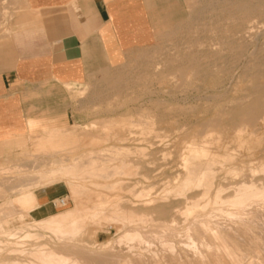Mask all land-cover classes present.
Instances as JSON below:
<instances>
[{
	"label": "rangeland",
	"instance_id": "rangeland-1",
	"mask_svg": "<svg viewBox=\"0 0 264 264\" xmlns=\"http://www.w3.org/2000/svg\"><path fill=\"white\" fill-rule=\"evenodd\" d=\"M166 13L150 44L130 50L125 58H119L118 64L104 66L101 79L86 84L76 103L74 120L61 127L49 125L27 134L25 138L33 139L26 147L28 152H20L21 147L15 142L0 150V206L9 198L16 199L38 188L22 190L26 164L21 157L26 159L33 150L38 152L37 145L54 146L62 140L81 139L87 144L79 145L74 154L84 158L92 151L97 165L126 162L127 166L121 165L123 169L118 168L117 174L106 178L84 179L81 183L90 191H81L78 196L63 181L53 184L68 201L64 207H56L51 215L67 214L69 219L80 214L90 200L91 204L99 203L93 201L95 197L119 201L126 209H130L131 200L139 203L140 199H153V206L163 207L164 221L175 218L178 223L170 230L171 234L184 225L186 228L189 221L188 225L193 224L196 231L193 232L196 241L202 236L211 241L209 232L203 233L198 225L208 221L232 239L233 250L244 257L242 264H248L249 259L264 264V202L248 205L246 218L232 221L218 211L231 209L228 204L215 202L213 198L216 187L222 188L218 193L221 199H226L233 194L231 185L241 181L264 184V0H176ZM63 131L70 139L58 134ZM15 137L7 139L13 142ZM94 138L97 142L92 144ZM200 148L208 150V154L194 152ZM205 165L209 170L203 168ZM4 166L6 170L1 168ZM195 168L197 172L202 170L196 173ZM191 171V183L183 185V176ZM210 174L212 177H208ZM204 177L212 183L207 194L201 196L204 188L201 182L207 180ZM182 187L192 196L191 200L185 202L175 195ZM249 214L254 215L253 222ZM247 217L250 223L245 221ZM32 219L36 218L28 213L14 215L4 225L13 228ZM93 221L90 219L83 226L75 241L93 247L105 258L116 255V262L108 258L105 264H124L126 258L130 260L128 245L114 242L130 226L111 222L104 214ZM40 232L44 234L42 240H50L49 232ZM1 240L7 247L14 241L5 236ZM105 241L110 243L98 248L97 243ZM3 251L1 260L6 254ZM206 258L197 264H217L220 259L223 262L218 264H230L220 254L215 258L208 252Z\"/></svg>",
	"mask_w": 264,
	"mask_h": 264
},
{
	"label": "crops",
	"instance_id": "crops-1",
	"mask_svg": "<svg viewBox=\"0 0 264 264\" xmlns=\"http://www.w3.org/2000/svg\"><path fill=\"white\" fill-rule=\"evenodd\" d=\"M175 1L0 0V150L74 120L86 84L150 44ZM58 197L51 184L16 200L38 220L53 213Z\"/></svg>",
	"mask_w": 264,
	"mask_h": 264
},
{
	"label": "bare ground",
	"instance_id": "bare-ground-1",
	"mask_svg": "<svg viewBox=\"0 0 264 264\" xmlns=\"http://www.w3.org/2000/svg\"><path fill=\"white\" fill-rule=\"evenodd\" d=\"M256 13H258V12H256ZM255 54H256V52H255ZM114 125H116V123ZM117 127H119V126H117ZM119 128H122V127H119ZM121 130H123V129H121ZM64 132L65 131H63L62 133H58V134H60L61 136L62 135L64 136L66 134V132L65 133ZM65 136L68 137V134ZM62 137H60V140ZM24 138L25 137L18 138L15 140V145H17V146L19 145L21 147L20 152H26V151L28 152V150H27L28 148H26L27 145L30 144L31 142L33 143L32 138H25V139ZM77 138L79 139V137H77ZM68 139H70V138L68 137ZM68 139L66 138V141ZM94 139L91 142L92 144L93 143L95 144L94 141H96V139L95 140ZM70 140H72V139H70ZM76 140L74 139V141H70V142L69 141L65 142L62 140V141L57 142L54 146H50V145L41 146L40 145L41 148L38 147V145H37V148H39L38 152H36L37 150L34 148L36 151L31 150L32 153L29 154L30 156L28 158L25 159V157H24V159H22V157H21V160L24 161L23 163L26 164V169H23L24 172L22 173L23 174V181L25 182L23 184L22 190L25 188H29L31 186L41 187V186H45L46 184H54V183H58V182L63 181L66 185L69 186V188H70L69 190L76 193L75 195H77L81 191L82 192H85V191L89 192L90 191L89 190L90 188H87L84 185H82L81 182H83L84 179H87L90 176L98 177V178L99 177L106 178V177L112 175L113 173H116L118 168L123 169L125 167L126 162H125V164H123V162H120V164L116 163L113 165H106V164L103 165L100 163H99V165H97V163H98L97 157H95L94 154H92V151H89V152H91L90 153L91 155L89 157H84V158L80 157L76 153L74 154V152L77 150L79 145L85 146L87 144L86 142H83L81 139L79 141L78 140L76 141ZM47 141H49V140H47ZM42 142H43V140H42ZM44 142H46V140H44ZM48 143L49 142H47V144ZM2 146H5V145L3 144ZM190 148H191V146H190ZM197 148H199V147H197ZM125 149H127V147ZM125 149L123 148V150H125ZM130 150H131V147H130ZM195 151H196V153L200 152L201 154H204V155L208 154V152H207L208 150L206 151L204 148H200L199 150L194 149V152ZM62 152H65V153L61 154ZM192 153H193V150H192ZM210 154H211V152H210ZM191 157H193V156H191ZM185 158H187V157H185ZM190 158H189V160H190ZM190 162L191 161H189L188 163H190ZM202 162H205V161H202ZM207 163H209V162L207 161ZM197 164H199V163H197ZM121 165H124V167H121ZM108 166H110L112 168L109 169ZM126 166H127V164H126ZM206 166H208V165H205V167H203V166L202 167L206 168ZM107 167H108V169H106ZM199 167H201L200 164H199ZM1 168L2 169L5 168V170H6L7 167L4 166ZM196 169L197 168H195V170L193 169V171H196V173H198L202 170V168H201V170L197 172ZM7 170H9V169H7ZM198 170H199V168H198ZM207 170H209V169H207ZM121 171L123 172V170H121ZM185 171H188V170H185ZM185 171H184V173H186ZM193 171H191L190 173L188 172V174H186V176L182 175L184 178V180H182L183 185L188 184V186H189V182L191 183V181H192L191 176H192ZM262 171L264 172V166H262ZM211 174L208 177H212ZM256 174H257V172H256ZM200 175H201V173H200ZM202 175H203V173H202ZM204 175H206V174H204ZM252 175L253 174L251 173L250 176L252 177ZM198 177H199L198 179H200L199 175H198ZM205 177H204V179H207ZM193 180H194V178H193ZM254 180H256V182H257L258 179H254ZM197 181H199V180H197ZM260 182H262V180ZM179 183H181V181ZM201 183L203 184V186L198 184L197 187H200V186L204 187L202 189L203 192L201 193V196H202V195L207 194V192L209 191V188L211 186L212 181L207 179ZM92 184H94V182ZM114 184L115 183H113V185ZM193 184H195V183H193ZM179 185H178V187H179ZM193 187H194V185H193ZM220 188L216 187L217 192H215V195H213V198H215L214 199L215 202L228 204V206L231 209H229V210H221L220 209L218 211H219V213H220V211H222V213L226 214L228 216V218L232 221L235 219H236V221H241L242 219L246 218V216L248 214L247 210H246L249 207L248 205L251 206L252 203L256 204V202H260V204H261V202H264V184L257 185V183H255L253 180L241 181L239 183L234 184L233 186L231 185L230 188L233 189V194H231L229 196L227 195L228 197L226 199L220 198V195L218 193L222 189V188L221 189ZM23 192H25V191H23ZM175 195H177L178 198H183L185 200V202L187 200L192 199L191 195L188 196L186 194V192L184 191V188L181 190L178 189V192ZM177 196H175V197H177ZM205 197H207V196H205ZM142 198H144V197H142ZM93 201H98L99 203L95 204L96 202H94V204L93 203L91 204L90 202H92V200H90V202L86 203V205L83 204L84 206H83V209L81 210L80 214H79V212L78 213L75 212L76 215L75 216L73 215L69 219H67V214L66 215L60 214L59 215L60 217L57 215H51V216H48V217H45L42 219H38V220L32 219L31 222L30 221L29 222H22V223L20 222L21 224L19 226H16V227L14 226L13 228H8V227H5L6 223L8 222V218H11L14 215L20 216L24 213H25V215H27V211L19 204V202L16 199L9 198L3 205L0 206V252L4 250L5 252L4 251L3 252L6 253V254H3L4 256H2V257H4V258L2 260L0 258V264H100L101 262H104V260L107 262L108 258H110V260L112 259L114 261L115 260L114 256H116V255H114L113 257H107L106 256V258H107L106 259L102 255H100V253L97 254V250L95 251L93 247L84 246V245L77 243L75 241L77 233L81 232L83 226L86 223H90V219H91V222L93 220L95 221V220L99 219L100 215L102 216V214L107 215V218L111 222H113V221L119 222L120 221L119 223H121V225L123 224L124 226H130L129 231L123 232V235H120L114 241V242H116V245H117V243L120 244L122 242H124L128 245V250L130 251V260H128V258H126V262L123 261L124 264L125 263H128V264H197L199 262L207 260L206 257H207L208 252H212L214 254L215 258H216V255L218 256L220 254L221 256L225 257V259L230 264H242L243 263L242 259L244 257H242V255L240 256L239 254H237V252H235L233 250V247H235V245H232V243L230 242V240H232V239L226 233H222L223 231L221 232L220 228L218 226H211L212 223L210 221L209 222L211 223V225L208 224V221L200 222V224H198V225H200L202 227L203 233L209 232V234L212 238V240H211L212 242L207 241L204 236H202L200 238V241H196L195 240L196 237L195 238L193 237V234L196 231L194 230V228L192 226L193 224L188 225L189 221L187 222V224L185 223L186 228H185V225L183 226V228H185L184 230L181 227L182 231H180V229H181L180 228V229H177L174 234H171L170 230L175 229L177 227L176 224H178V223H175V221H174L175 216L174 217L172 216L174 219H172L170 217L171 219H169L167 222L164 221L162 218L164 215V214H162V208L163 207L162 206H153L154 205L153 199H148V198L147 199L145 198V200L140 199L139 203H134L136 200L134 202H133V200H131L130 209L123 208L119 205V203H121V202H119V201L117 202L116 200H114L115 201L114 202L113 200L108 199V198L105 199L103 197H97V198L95 197ZM191 204H192V206L194 205L193 202H191ZM167 206H168V204H167ZM203 206H205V205H203ZM77 208H79V207H77ZM184 209H186V208H184ZM188 209H190L189 206H188L187 210ZM129 212H130V221L127 217L129 215L128 214ZM249 212H251V211H249ZM67 213H68V211H67ZM154 213L157 214L156 217L153 215ZM244 215H246V216L244 217ZM248 216L253 217V219L250 218V220L252 219L251 222H253L254 221V215L251 216L249 214ZM184 217H185V215H184ZM102 218H104V217H102ZM198 218H197V220H198ZM194 220L195 219H193V221ZM197 220H195V221H197ZM245 221H247V222L249 221L248 217ZM127 223H129L130 225L129 224L127 225ZM249 223H250V221H249ZM237 225H239V223ZM194 227H195V225H194ZM201 227H199V228H201ZM199 228H198V230H199ZM221 228H222V226H221ZM235 228H237V227H235ZM246 228H247V225H246ZM198 230H197V232H198ZM40 231L49 232L51 234V236H48V238L50 237L49 238L50 240H48V241L42 240L44 238V234ZM201 234H202V232H201ZM1 236L2 237L5 236L8 240L14 239V241L12 242V246L7 247L4 244H2ZM170 236L173 237V239H170L169 238ZM198 236H200V234ZM111 241H113V240H111ZM109 243H110L109 241L100 242V243H97V246H98V248H104ZM98 251H99V249H98ZM111 255H113V254H111ZM188 255H189V257H188ZM132 256L135 259H132L131 258ZM168 257H169V259H168ZM119 259L120 258H118V260ZM258 259H259V257H258ZM121 260H123V259H121ZM114 262H116V261H114ZM219 262L222 263L223 260L221 261V259H220ZM247 263L248 264H254V263L255 264H263V263L259 262L258 260L254 261L253 259H249ZM104 264H105V262H104ZM120 264H122V263H120Z\"/></svg>",
	"mask_w": 264,
	"mask_h": 264
},
{
	"label": "built area",
	"instance_id": "built-area-1",
	"mask_svg": "<svg viewBox=\"0 0 264 264\" xmlns=\"http://www.w3.org/2000/svg\"><path fill=\"white\" fill-rule=\"evenodd\" d=\"M67 201L68 200L66 196H61L55 199L54 201H52V203L55 207H64L67 205Z\"/></svg>",
	"mask_w": 264,
	"mask_h": 264
}]
</instances>
